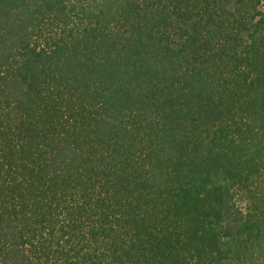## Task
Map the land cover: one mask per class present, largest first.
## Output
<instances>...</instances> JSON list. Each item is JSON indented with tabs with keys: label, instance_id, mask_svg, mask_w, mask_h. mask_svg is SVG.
<instances>
[{
	"label": "trees",
	"instance_id": "1",
	"mask_svg": "<svg viewBox=\"0 0 264 264\" xmlns=\"http://www.w3.org/2000/svg\"><path fill=\"white\" fill-rule=\"evenodd\" d=\"M0 264H264V0H0Z\"/></svg>",
	"mask_w": 264,
	"mask_h": 264
}]
</instances>
